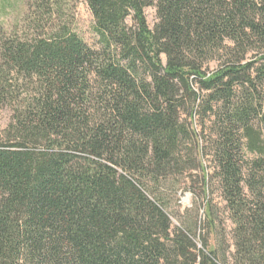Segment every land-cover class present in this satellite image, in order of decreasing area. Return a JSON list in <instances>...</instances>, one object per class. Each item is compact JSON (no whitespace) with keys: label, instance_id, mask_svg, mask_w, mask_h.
Returning a JSON list of instances; mask_svg holds the SVG:
<instances>
[{"label":"trees","instance_id":"trees-1","mask_svg":"<svg viewBox=\"0 0 264 264\" xmlns=\"http://www.w3.org/2000/svg\"><path fill=\"white\" fill-rule=\"evenodd\" d=\"M86 2L0 40V264H264V0Z\"/></svg>","mask_w":264,"mask_h":264},{"label":"rangeland","instance_id":"rangeland-1","mask_svg":"<svg viewBox=\"0 0 264 264\" xmlns=\"http://www.w3.org/2000/svg\"><path fill=\"white\" fill-rule=\"evenodd\" d=\"M145 14L150 28L153 29L156 24L155 10L148 8ZM127 24L131 26L132 20L129 19ZM93 27L94 18L86 0H0V40L6 36L31 39L40 35L53 34L60 28H67L90 47L97 48V38ZM218 66L219 62L210 63L206 68L207 73L211 74ZM26 93V88L16 89L4 104H0V143H6L13 137L9 131L16 104L14 102L11 105L10 101L18 97L22 99ZM207 127H210L208 121H206ZM193 129L199 134L209 131L203 129L199 117L194 118ZM202 146H207L204 139ZM203 164L210 173L207 157L203 159ZM179 204L180 212L185 214L193 204V194L187 192L182 195ZM220 208V215L225 218L226 215L223 216L224 209H222L224 205H220ZM203 214L202 210L201 215L204 216Z\"/></svg>","mask_w":264,"mask_h":264}]
</instances>
